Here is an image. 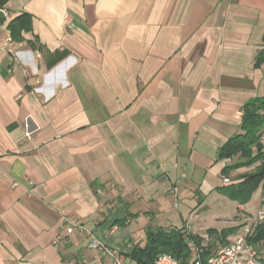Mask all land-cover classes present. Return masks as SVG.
<instances>
[{
    "label": "crops",
    "instance_id": "obj_1",
    "mask_svg": "<svg viewBox=\"0 0 264 264\" xmlns=\"http://www.w3.org/2000/svg\"><path fill=\"white\" fill-rule=\"evenodd\" d=\"M0 12V264H113L92 237L137 264L148 229L211 252L241 232L261 205L264 183L242 186L260 160L224 146L264 96V0H8Z\"/></svg>",
    "mask_w": 264,
    "mask_h": 264
},
{
    "label": "trees",
    "instance_id": "obj_2",
    "mask_svg": "<svg viewBox=\"0 0 264 264\" xmlns=\"http://www.w3.org/2000/svg\"><path fill=\"white\" fill-rule=\"evenodd\" d=\"M7 1L8 0H0V10ZM4 20L5 18L0 12V24L3 23ZM28 21V14L23 13L8 23V29L13 39L19 38L20 30L27 26ZM262 62H264V47L255 57L256 65ZM263 125L264 96L247 100L242 106L240 123L242 133L231 137L224 146V152L228 156L240 153V155L247 157L246 163L260 160V165L257 167L256 172L242 182V186L249 189V194L264 180V142L260 141L258 136V132ZM252 146L255 148V154L252 153ZM240 192L242 194V189H240ZM243 197L240 199L241 202L248 199L249 195ZM232 232L233 230L230 229L224 231L223 235L226 236ZM202 240V237L185 234L180 229H170L168 231L161 228L148 229L145 248L134 249L133 258L136 260L137 264H153L157 254L164 252L175 258L178 264H188L191 256L188 242L192 241L196 246L201 247ZM248 242L254 247H261L264 250V220L254 225ZM209 245L210 242L206 247H201L199 264H206L207 257L211 253ZM262 260L264 261V254Z\"/></svg>",
    "mask_w": 264,
    "mask_h": 264
},
{
    "label": "built area",
    "instance_id": "obj_3",
    "mask_svg": "<svg viewBox=\"0 0 264 264\" xmlns=\"http://www.w3.org/2000/svg\"><path fill=\"white\" fill-rule=\"evenodd\" d=\"M68 19V16H65ZM27 128V125H26ZM30 132H27L29 135ZM259 140L264 142V125L258 132ZM224 182H228V178H223ZM264 183V180L262 181ZM264 220V188L262 189L261 205L258 211L251 217L249 222L242 227L241 232L236 234L232 241L218 245L207 257L206 264H264L262 260L264 250L261 247H254L248 242V238L253 231L254 225ZM66 222V234H70L76 227L75 221ZM60 237H55L52 244H58ZM202 246L207 245V239L203 238ZM88 247L97 249L112 258L113 264H122L120 257L115 249L108 247L105 243L92 237L88 242ZM188 247L191 252L188 264H199V254L201 247L196 246L192 241L188 242ZM153 264H178L177 260L168 253L161 252L157 254Z\"/></svg>",
    "mask_w": 264,
    "mask_h": 264
}]
</instances>
